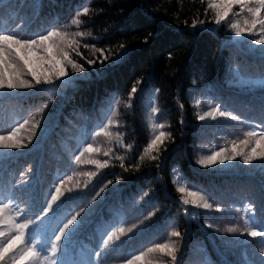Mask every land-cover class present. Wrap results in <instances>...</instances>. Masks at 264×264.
I'll return each instance as SVG.
<instances>
[{"label":"trees","instance_id":"16d2710c","mask_svg":"<svg viewBox=\"0 0 264 264\" xmlns=\"http://www.w3.org/2000/svg\"><path fill=\"white\" fill-rule=\"evenodd\" d=\"M207 4L208 0H3L0 4V29L22 36L51 28L92 33L80 40L81 55L71 54L84 66L83 73H74L69 66V76L54 85L5 90L0 95V133L29 120L18 134L27 147L0 150V198H10L26 213H34L59 180L72 176L57 202L63 205L60 218L80 212L77 221H82L69 245L68 260H93L91 252L101 249L111 231L133 225L132 232L102 253L104 264H123L130 253L168 240L178 249L176 264H249L264 259L261 238L224 232L244 226L249 203L255 205L257 216L261 214L264 161L245 165L237 155L223 164L219 157L208 167L197 163L225 148L229 155L233 141L244 139L253 128H264V87L258 83L264 77V45L249 42L258 38L255 35L235 37L228 23L231 14L217 25ZM85 6L90 13L81 17L77 28L71 21ZM85 43L104 49V55L84 48ZM120 44L126 47L120 49ZM133 87L137 91L128 108ZM153 106L159 109L157 114L151 112ZM217 106L240 120L219 115L215 120L198 118ZM108 120L114 123L108 126ZM151 120L164 123L158 131L171 135L157 145L158 151L145 155L153 136ZM37 121L40 127L32 135ZM104 127L120 132L123 146L95 135ZM88 143L100 152L86 153L82 160L108 161L107 167L73 162ZM109 147L112 151L104 156ZM117 156L124 157V167ZM85 172L96 175L91 179L80 175ZM178 186L202 191L223 210L185 205ZM69 187L71 192L66 191ZM57 223L54 218L52 226ZM173 230L181 236L171 237ZM152 255L171 264L170 257Z\"/></svg>","mask_w":264,"mask_h":264},{"label":"snow or ice","instance_id":"6c2138e0","mask_svg":"<svg viewBox=\"0 0 264 264\" xmlns=\"http://www.w3.org/2000/svg\"><path fill=\"white\" fill-rule=\"evenodd\" d=\"M0 4H3V0H0ZM207 7L214 10V20L217 25H220L222 21L228 20L231 14L232 19L228 20V23L235 37H244L245 34L248 36L255 35L258 38L249 42L254 45H264V0H208ZM89 13L90 10L87 6L77 11L71 21L72 25L79 28L83 23L81 17L88 16ZM245 13L247 15H244ZM192 26H196L195 22ZM86 37H92V33L84 31L70 33L67 30L51 28L42 34L26 37L17 31L0 29V95H3L5 90L14 91L38 88L42 85H54L56 81L63 80L69 76L67 70L69 66L72 72L83 73L85 71L84 66L72 59L71 54L75 52L77 56L81 55L78 50L81 46L80 40ZM83 47L86 49L91 48L93 52H99L102 56L104 55L105 50L97 48L95 45L85 43ZM119 47L124 49L126 46L120 44ZM33 55L38 56V59L34 61L32 59ZM104 59H107V56H104ZM87 62L89 64L95 63L94 60H88ZM100 62L103 63V60ZM26 76H30L31 79H25ZM258 83L264 87V77H261ZM136 91L135 87L131 89L126 107H132L130 101ZM116 103L118 104L119 101H116ZM199 104L200 101L197 100L196 106L198 107ZM45 107L47 106L45 105ZM151 112L157 114L159 109L153 106ZM217 115L235 121L240 120L239 116L233 115L229 111L221 110L219 106L212 108L198 118L202 121L206 118L215 120ZM28 123L29 120L25 119L13 125L6 133H0V150L7 151L27 147L18 134ZM113 123V120L107 121L108 126ZM116 125L119 127V122H116ZM39 127L40 122L37 121L33 125L32 135H35L34 130ZM150 127L153 131V136L144 150L145 155H149L152 151H158L157 145L163 144L164 138L171 135L164 131H158L164 129L165 124L157 120H151ZM101 134L109 138V144L115 140L117 144L123 146V136L120 132L113 133L107 127H104L102 132L95 133L96 136ZM244 137L238 142L233 141L229 155H225V153L229 152V149L225 148L220 151H214L211 155L201 157L197 163L208 167L209 164L217 162V157H219V163L223 164L226 160H236L237 155H239L245 165H251L256 160L264 161V128H260L259 131L253 128L245 132ZM28 140L31 142V136ZM250 144L253 145L250 150H243L247 149ZM127 147L130 149L131 145ZM238 148L241 149L239 152L237 151ZM258 148L259 151H257ZM111 151L112 149L109 147L107 151H104L103 155L109 156ZM98 152H100V148L88 143L75 155L73 162L75 164L87 163L95 165L98 169L107 167L108 161L101 162L93 158H89L86 161L82 160L86 153ZM115 158L120 160V166L124 167V157L117 156ZM150 158L156 160L158 157L150 156ZM143 159L144 156H141L140 160L143 161ZM80 175L91 179L96 173L85 172ZM72 179V176H68L66 180H59L53 186L54 191L50 192L45 202L34 213H26L24 208L16 205L10 198H0V264H104L106 256L102 257V253H106L110 246L120 241L121 236H127L128 233L133 231L136 225L128 228L118 226L102 241L100 250L91 252L93 260H68L66 257L69 245H71L73 236L81 226L82 221L79 223L77 221L80 212L60 218L58 214L63 205L57 202L64 194L62 191L64 184ZM84 186L87 187V184L85 183ZM66 191L71 192L72 188L69 187ZM177 191L183 194L180 199L185 205L191 204L196 208L203 209L215 208L216 211L223 210L219 206L214 205L213 202H210L209 196L200 190L178 186ZM145 195L147 194L145 193ZM53 205H56L55 209ZM260 212L261 214L257 216L255 205L249 203L244 212V226L227 227L224 232L253 239L261 238L260 252L264 254V207L261 208ZM54 218L58 220L55 227L52 226ZM74 225L75 227H73ZM216 230L220 231V229ZM170 236L180 237L181 233L173 230ZM177 250L174 242L168 240L167 242L157 243L152 247H148L139 253H130L124 258L123 264H162L160 258L152 255L154 253H161L163 256L170 257L171 264H176ZM249 264H264V259L250 261Z\"/></svg>","mask_w":264,"mask_h":264}]
</instances>
